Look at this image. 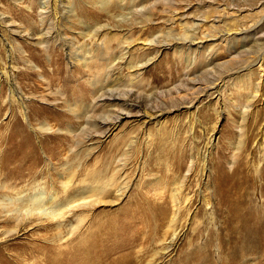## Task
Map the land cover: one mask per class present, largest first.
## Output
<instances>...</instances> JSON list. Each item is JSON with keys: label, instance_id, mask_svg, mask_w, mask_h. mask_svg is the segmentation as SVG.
Returning a JSON list of instances; mask_svg holds the SVG:
<instances>
[{"label": "rangeland", "instance_id": "374dc122", "mask_svg": "<svg viewBox=\"0 0 264 264\" xmlns=\"http://www.w3.org/2000/svg\"><path fill=\"white\" fill-rule=\"evenodd\" d=\"M66 184L106 194L62 249L167 207L136 264H264V0H0V247L6 199ZM28 225L11 241L53 244Z\"/></svg>", "mask_w": 264, "mask_h": 264}, {"label": "bare ground", "instance_id": "6f19581e", "mask_svg": "<svg viewBox=\"0 0 264 264\" xmlns=\"http://www.w3.org/2000/svg\"><path fill=\"white\" fill-rule=\"evenodd\" d=\"M57 72H59V70ZM107 87L108 85L99 88L94 99L96 100L98 97H103V95H98L97 97V93H101ZM110 97L111 101H108L110 105L115 103V101L118 103L121 101H117L112 95ZM121 102L125 103L123 101ZM95 111L96 110H93L92 106L84 118L88 120L91 117V115L88 116V114ZM119 119L120 118L117 117L115 120L119 121ZM115 125H117L116 122L113 123V127ZM37 167L38 166L35 163L29 167L24 166L22 167V171H15L14 175L22 178H30L35 174ZM36 187L34 192L22 194V196L18 197L15 201L11 199L5 200L7 206H15L13 210L11 209V212L21 220L18 221L16 229L6 232L8 235L5 237L3 246L0 247V257L4 256L8 251L16 250V253L9 255V258H0V264H136L135 255L137 252H135V248L140 245L139 243L143 237L146 238V241L141 244L142 246H144L149 240L146 237V234L153 221L158 223L160 230L168 224V229L175 232L176 212H174L171 219L167 220L170 218V210L167 207L156 210V213H154L153 208L151 210L152 212H146L148 209L141 211L142 218L140 220L138 218L127 219V216L124 220H108L104 223L96 224V229L94 231H92V229L85 234L73 249L67 250V247L62 249V247L66 246L71 238L79 232V229L82 227L81 224L84 223L89 215V212L86 214L87 210H91L101 204L102 201L100 196L105 195L106 190L99 188L98 190H91L88 192L82 191L81 194H77V192L71 193L70 186L66 184L63 186V197L60 198V194L58 193L47 196L41 185H36ZM172 193L174 194V192ZM172 198L175 199L176 195H173ZM175 202L178 203L176 199ZM176 209L178 210V208ZM176 209L175 211H177ZM80 211H85V214L77 216L76 220L78 226L73 227L67 234H65L61 229L62 225L68 221L70 217H76L77 213ZM179 211L180 210H178V212ZM34 217L54 223L58 227L55 234L51 237L53 244H45L46 246L44 247L36 245L26 247L22 244L12 242L11 240L19 238L20 232H26L28 230V222ZM40 222L42 223V221ZM9 241L12 243L8 244ZM174 245L175 240L172 239L165 251L169 252L168 250L174 247ZM194 258H198L199 261L195 259V261L192 262L191 257L186 264H201L202 258L195 255Z\"/></svg>", "mask_w": 264, "mask_h": 264}]
</instances>
